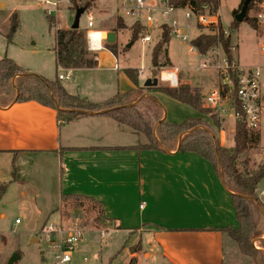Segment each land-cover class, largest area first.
<instances>
[{
    "label": "rangeland",
    "instance_id": "1",
    "mask_svg": "<svg viewBox=\"0 0 264 264\" xmlns=\"http://www.w3.org/2000/svg\"><path fill=\"white\" fill-rule=\"evenodd\" d=\"M18 1L21 0H0V59L10 58L19 66L28 68L33 74L46 77L49 80L56 79L60 74H67V70L56 65L53 46L56 30L63 28L65 22L70 26L73 23L75 11L69 0H59L58 12H55L54 17L51 18L53 21L51 28L43 9L37 7V0H22L23 3H18ZM86 1L88 0H79L81 4L86 3ZM241 1L219 0L216 13L220 17V25L230 32L232 57L239 66L264 67V55L260 54V44L264 41V23H260L257 18L259 14L264 13V0L261 3L252 5L251 9L248 7L246 18L236 28L230 30L229 27L235 19L233 12L236 10H238V13L240 12ZM118 3H120V0H96L91 2L80 18V30L87 32L86 16L90 15L94 19L95 26L93 30L104 32L106 35L112 32L111 30L119 19L116 13ZM1 4H5L6 7L3 8ZM13 8L17 10L19 25L12 37V42L8 44L6 35L9 31L12 16L10 10ZM179 18L181 19L180 14ZM247 19H255V30L249 26ZM122 22L125 27L116 32L117 41L115 42L117 50L115 58L119 66L118 71L123 72L125 69H132L138 80V89L145 88L143 84L146 79H158L161 70L177 69L178 85L186 84L190 88H200L201 99L209 90L217 88L225 81V77L215 71L199 70L198 58L187 51L186 45L177 42L173 38H169L166 46L170 66L155 69L151 65V51L158 39L145 45L141 43L140 39L133 41L131 38L132 20L125 19ZM202 33L206 34V31L198 29L195 35ZM130 43H132V46L127 49L126 46ZM102 44L100 51H91L90 53H101ZM89 57L92 58V55H89ZM112 62L113 58L109 61H105L104 58L99 59V65L102 64L103 66ZM118 71L108 72L102 68L95 71L97 73L95 74V72L86 69L70 70L71 79H64L60 82L64 88L79 89L81 92L79 97L81 98H87L92 102H102L112 96L111 91L113 88H118L116 79ZM98 80H101L103 84V91L94 94L96 91L90 90V86L94 83L93 81ZM262 84V92L264 93V79ZM158 86L170 87L169 84L160 82L159 79ZM148 91L151 90H143L142 96L137 98L133 105H138V100L147 95ZM155 99L160 103L168 123L181 125L188 119H201L211 124L209 114L203 115L189 105L176 102L161 93L156 94ZM230 105H232V99L230 100V98L217 103L215 106L206 105L202 102V106L210 109L221 121L220 130H214V132L218 139L220 133L223 132L224 141L220 144L224 147L233 145L235 132L234 122L236 120L232 115ZM138 106H140L141 113H147L146 106L150 107L151 105L144 100ZM156 126L157 124L154 128ZM253 133L257 135L258 141L252 144L249 151L241 157L242 161L247 162L246 167L248 170H254L264 162V104L261 107V128L253 131ZM154 135L156 137L155 133ZM182 135L184 134H181L179 139ZM125 137H127L126 141L129 143L136 140L130 133ZM149 153L151 152L145 150L141 156L142 164L151 169H158L155 174L161 173L162 168L166 167H174V170L182 172L191 167L190 170L193 175L201 177V182H204L206 187L209 186L207 181L210 185L213 179L218 181L215 178L216 174L210 172L213 171L211 165L206 164L196 155L180 154L172 158L168 156L158 158V156H151ZM31 161L34 163L33 170L24 179L15 177L14 180L11 179V182L0 185V215H3V217H0V264H7L13 254L19 256V259H16L13 264H52V252L48 247L50 236L44 233V228L52 223L59 224L63 231L78 229L84 232L81 250L79 253H76L77 251L73 253L71 264H126L127 262L130 264L125 248L128 244L126 241V235L128 234H124V232L114 234L111 231L105 232L103 229L88 231V228L93 226L92 219L97 216V211L91 210V206L85 207L86 212L81 221L72 220L71 217L69 220L58 222L59 216L56 209L59 207L60 193L57 166L45 156H43V159L38 158ZM240 168L243 169L242 166ZM259 187L264 188V177L260 181ZM210 189L213 190L210 191ZM219 190L212 187H209L207 191L205 190L206 200L215 201V192H219ZM103 191L106 190L102 188L93 190L92 195H100L106 199L109 197L105 205L108 206V202L111 201V204L109 203L110 208L112 207L110 213L118 214L116 218L120 219L121 224L127 222L124 221L126 217L120 214L122 208L133 212L132 215L138 211V202L133 201V199H129L127 202L118 201L120 204L118 207L115 199H110L111 195L109 196L107 192ZM126 191L124 194H127V197L130 198L131 189L128 188ZM112 192L120 195L123 191L119 193H117L118 191ZM201 195L204 197L203 193ZM66 210L67 207L65 206L64 211ZM252 210L256 230L260 232L261 236L252 241V246L263 255L254 258L243 256L234 242L224 236L225 264H264V215L259 208L252 206ZM16 220H19L20 224H15ZM129 220L131 221V219ZM84 222L87 224L86 226H83ZM234 224H236V221ZM101 231L106 233L105 240H101L99 237Z\"/></svg>",
    "mask_w": 264,
    "mask_h": 264
},
{
    "label": "crops",
    "instance_id": "2",
    "mask_svg": "<svg viewBox=\"0 0 264 264\" xmlns=\"http://www.w3.org/2000/svg\"><path fill=\"white\" fill-rule=\"evenodd\" d=\"M21 1L18 3H23ZM1 6L6 7L5 4ZM16 12L15 8L10 10V14ZM69 26L65 22L63 28L68 29ZM116 41L115 33L114 43ZM93 54L96 55L97 64L95 67L85 68L86 70L92 72L102 68L108 72L119 70L115 55L105 48L101 53ZM100 58H104L105 61L113 58V62L105 66L99 65ZM23 69L30 71L28 68ZM67 71L65 75L71 79L70 70ZM125 71L126 69L123 72L118 71L116 78L118 88L112 89L111 97L134 88ZM43 78L49 80L46 77ZM93 82L90 90L96 91L94 94L102 92L101 80ZM65 89L71 95L79 97L81 94L76 88ZM158 93L155 90L148 91L137 104L143 103L144 100L150 105L157 104L162 112L161 121H164L166 117L163 109L155 99ZM82 99L87 100V98ZM129 133L136 138L131 143L126 141L127 137H125ZM143 138L101 114H88L64 124L57 120L56 111L51 108L35 102L11 103L6 107H0V185L11 182V179L14 180L15 177L24 179L33 170L34 163L31 160L43 159L45 156L56 164L58 169L59 207L62 194L80 195L100 202L103 215L117 219L122 227L120 230H111V232L128 234L126 235L128 244L126 243L125 248L129 263L133 260L132 264H225L224 236L211 230L227 225L237 226L231 194L223 181L214 170L210 171L216 174L215 178L218 181L213 179L211 185L207 181L209 186L206 187L205 183L201 182V177L193 175L191 167L183 172L174 170V167H166L162 168L161 173L155 174L158 169H151L142 164L141 156L145 150L138 152L124 149L144 144ZM219 140L220 143L224 141L223 132L220 133ZM147 152H151L149 153L151 156L155 155L158 158L161 156L172 158L183 154L177 148L166 153ZM184 154L196 155L209 165L197 154ZM209 187L220 189L219 192H215V201L206 200L205 190L207 191ZM99 188L106 190L103 192L111 195L110 199H115L118 207L120 206L118 201L127 202L133 199L138 202V211L132 215L133 212L122 208L120 214L126 217L124 221L127 222L121 224L120 219L116 218L118 214L110 213L111 201L108 202V206L105 205L109 197L106 199L100 195H92V191ZM128 188L131 189L130 198L124 194ZM112 191L123 192L117 195ZM257 195L264 205V188L258 187ZM59 207L56 209L59 216L58 222L61 221ZM0 217L3 215L1 214ZM235 221L236 224H234ZM91 227L88 231L101 230ZM138 244L140 251L132 254L130 249ZM80 250L81 243L76 253Z\"/></svg>",
    "mask_w": 264,
    "mask_h": 264
},
{
    "label": "trees",
    "instance_id": "3",
    "mask_svg": "<svg viewBox=\"0 0 264 264\" xmlns=\"http://www.w3.org/2000/svg\"><path fill=\"white\" fill-rule=\"evenodd\" d=\"M94 1L96 0H88L86 3L81 4L79 0H69V3L76 11L78 9L85 10ZM243 1H241L240 8ZM261 2L262 0H251L249 9L252 5ZM171 4L177 8H190L195 14L203 13L204 7L214 13L218 10L219 0H172ZM237 13L238 10L234 11V16ZM51 18L47 16L50 28L53 25ZM247 22L252 29H256L255 19H247ZM18 25V16L13 13L10 19L9 31L6 35L8 44L12 42V37L17 31ZM238 25L239 23L233 20L229 28L231 30ZM124 27L122 20L118 19L111 31L116 33ZM219 29L221 31V25ZM131 31L133 41L140 39V35L145 34V30L138 24L133 25ZM169 38V31L165 29L160 40L153 45L151 65L155 69L170 66L166 51ZM86 43V33L79 28L75 30L58 28L55 32V46L53 49L56 65L66 70L95 67L97 64L96 55L87 50ZM192 44L202 54L220 45L227 57L232 58L231 38L230 36L224 37L222 32L219 36L202 33ZM103 48L116 56V43H104ZM89 55H92V58ZM162 60L163 62H161ZM125 74L134 85L133 89L123 94H117L103 102L93 103L69 94L58 78L53 81L47 80L23 69L12 59L4 57L0 59V107H6L11 103L35 102L55 110L57 120L64 124L71 123L88 114H101L113 119L119 125L127 127L133 134L144 137V144L124 148L138 152L147 150L166 153V151L175 150L180 135L184 134L180 139L179 152L183 154L194 153L205 159L221 178L227 190L233 194L230 197L237 226L227 225L211 230H215L231 239L243 256L250 258L262 256L263 254L256 251L252 246V241L261 237L260 232L256 230L252 206L258 208L257 204H260L264 209V205L257 195L259 183L264 177V162L256 169L248 170L246 167L247 162L241 160V157L249 151L251 145L258 141L257 135L249 131L243 121H235L233 145L224 147L220 144L214 132V130H220L221 121L210 109L202 106L200 88H190L186 84H180L175 88L157 86L156 88L138 89V80L134 71L126 69ZM143 90H156L176 102L189 105L203 115L209 114L211 124L201 119H188L181 125L171 124L166 120L161 121V109L155 103H152L150 107H146L147 113H141L139 104L133 105V103L142 96ZM232 99L235 101L234 104L237 109L236 98L232 96ZM155 124H157L156 128H154ZM241 166L243 167L242 170ZM60 199L61 205L58 211L62 221L69 220L71 217L72 220H83L86 212L85 207L91 206V210L97 211V216L92 219L95 228L103 229L105 232L122 229L117 219L107 218L103 215L102 205L98 201L80 195L66 194H62ZM65 206L67 207L66 211H64ZM86 225V223L83 224V226ZM130 251L135 254L140 251V245L131 248ZM132 263L133 260L130 264Z\"/></svg>",
    "mask_w": 264,
    "mask_h": 264
},
{
    "label": "built area",
    "instance_id": "4",
    "mask_svg": "<svg viewBox=\"0 0 264 264\" xmlns=\"http://www.w3.org/2000/svg\"><path fill=\"white\" fill-rule=\"evenodd\" d=\"M172 0H120L116 11L119 19H131L132 24L140 25L145 34L140 35V41L143 45L152 43L156 39L160 40L165 29L169 31L170 38L187 46V51L198 58L199 70H212L225 77L222 85L209 90L202 98L206 105L215 106L217 103L227 100L232 96V105L230 109L236 121H243L246 128L253 132L261 128V107L264 104L263 79L264 67L239 66L232 57L229 59L220 45L211 48L202 54L192 44L200 35H195L198 29L206 31V34L219 36L220 32L224 37L230 36L228 29H219L220 17L218 13H211L206 7L203 13L195 14L190 8H177L171 4ZM39 8L48 17H54L58 12L59 0H37ZM181 15V19L179 18ZM259 22L264 23V13L259 14ZM94 19L86 16V47L89 52L101 50V44L106 40V34L94 29ZM91 33L102 34L103 39L99 41V48H95L91 41ZM260 54L264 55V41L260 44ZM115 69L117 66L115 65ZM143 70V69H142ZM58 79L70 80L69 76L59 75ZM158 79L170 85L178 87V70H161ZM19 224V220L15 221ZM44 233L50 236L49 245L52 252V264H71L72 255L77 251L80 243L83 241L84 232L78 229L63 231L59 224L52 223L44 228ZM101 240L106 239V233L100 232Z\"/></svg>",
    "mask_w": 264,
    "mask_h": 264
},
{
    "label": "water",
    "instance_id": "5",
    "mask_svg": "<svg viewBox=\"0 0 264 264\" xmlns=\"http://www.w3.org/2000/svg\"><path fill=\"white\" fill-rule=\"evenodd\" d=\"M251 0H244L242 3V7L241 10L238 14L235 15V21L237 23H241L245 18H246V14H247V9L249 7V3ZM85 10L84 9H78L75 11V15H74V20L72 25L70 26V29H78L79 28V21L81 16L84 14ZM106 43L108 44H113L115 41V33L114 32H109L106 35ZM131 43L127 45V48H130ZM143 86L145 88H156L158 86V79L157 78H153V79H146V81L144 82ZM180 139H179V143L177 146V149H179L180 147ZM218 168H219V164H218ZM224 184V183H223ZM225 186V185H224ZM226 189V188H225ZM231 195H233L230 192ZM259 210L261 211V213L264 215V209L261 207L260 204H257ZM16 259H19V256L17 254H13L10 259L8 260L7 264H13L15 262Z\"/></svg>",
    "mask_w": 264,
    "mask_h": 264
},
{
    "label": "clouds",
    "instance_id": "6",
    "mask_svg": "<svg viewBox=\"0 0 264 264\" xmlns=\"http://www.w3.org/2000/svg\"><path fill=\"white\" fill-rule=\"evenodd\" d=\"M92 39H94L95 41H96V44H95V48H99V41L101 40V39H103V35L102 34H95V35H93V37H92Z\"/></svg>",
    "mask_w": 264,
    "mask_h": 264
},
{
    "label": "bare ground",
    "instance_id": "7",
    "mask_svg": "<svg viewBox=\"0 0 264 264\" xmlns=\"http://www.w3.org/2000/svg\"><path fill=\"white\" fill-rule=\"evenodd\" d=\"M96 33H91V41L93 42V45L95 46V44H96V41L94 40V39H92V37H93V35H95Z\"/></svg>",
    "mask_w": 264,
    "mask_h": 264
}]
</instances>
